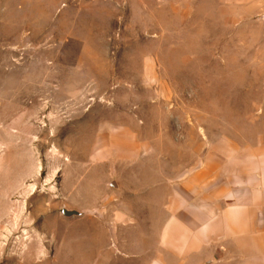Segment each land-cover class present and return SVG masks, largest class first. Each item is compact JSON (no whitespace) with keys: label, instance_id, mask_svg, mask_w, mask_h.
Instances as JSON below:
<instances>
[{"label":"rangeland","instance_id":"1","mask_svg":"<svg viewBox=\"0 0 264 264\" xmlns=\"http://www.w3.org/2000/svg\"><path fill=\"white\" fill-rule=\"evenodd\" d=\"M207 150L264 158V0H0V264H239L160 247Z\"/></svg>","mask_w":264,"mask_h":264},{"label":"crops","instance_id":"2","mask_svg":"<svg viewBox=\"0 0 264 264\" xmlns=\"http://www.w3.org/2000/svg\"><path fill=\"white\" fill-rule=\"evenodd\" d=\"M203 152L165 197L160 247L207 262L264 264V158ZM264 157V156H263Z\"/></svg>","mask_w":264,"mask_h":264},{"label":"water","instance_id":"3","mask_svg":"<svg viewBox=\"0 0 264 264\" xmlns=\"http://www.w3.org/2000/svg\"><path fill=\"white\" fill-rule=\"evenodd\" d=\"M111 185L114 186L115 184L112 183ZM60 214L63 217L70 218V217L86 216V215H88V212H78V211H75V210L62 209L61 212H60Z\"/></svg>","mask_w":264,"mask_h":264}]
</instances>
